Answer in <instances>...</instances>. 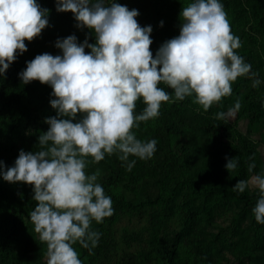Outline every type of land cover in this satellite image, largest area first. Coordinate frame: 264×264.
Instances as JSON below:
<instances>
[{
  "label": "trees",
  "instance_id": "trees-1",
  "mask_svg": "<svg viewBox=\"0 0 264 264\" xmlns=\"http://www.w3.org/2000/svg\"><path fill=\"white\" fill-rule=\"evenodd\" d=\"M38 2L50 10L49 25L33 40L25 38L28 49L6 73H0V161L8 166L20 149L37 150L40 133L50 127L46 117L57 115L50 102L53 87L38 79L24 83L19 76L27 61L46 51L61 54L58 37L75 33L80 42L85 38L96 42L91 29L77 26L71 10H57V0ZM119 2L139 10L142 26H153L150 47L155 55L163 42L179 34L180 14L189 0ZM223 3L232 31L242 41L236 51L263 77L264 0ZM161 86L172 91L163 82ZM232 86L230 96L207 110L193 96L176 100L173 93L170 101L162 102L158 117L133 129L138 138H157L158 150L147 161L132 157L137 163L131 171L116 154L89 164V173L99 170L98 179L112 196L116 211L103 223L93 221L92 227L102 236L92 251L75 243L84 264H264V224L252 211L259 191L233 189L239 179L260 173L264 166L259 148L264 144V93L247 76L238 77ZM237 99L245 103L235 118L215 115L234 107ZM144 107L141 98L136 111ZM243 120L245 130L240 125ZM235 156L240 165L230 173L226 157ZM250 156L256 161L253 172L247 168ZM33 196L31 184L12 183L0 175V264H47V242L30 219L38 203ZM136 216L139 227L128 220Z\"/></svg>",
  "mask_w": 264,
  "mask_h": 264
},
{
  "label": "clouds",
  "instance_id": "clouds-1",
  "mask_svg": "<svg viewBox=\"0 0 264 264\" xmlns=\"http://www.w3.org/2000/svg\"><path fill=\"white\" fill-rule=\"evenodd\" d=\"M56 6L71 10L77 26L91 29L96 42H80L75 33L58 37L61 54L46 51L27 61L19 76L24 83L38 79L53 87L50 102L57 115L46 117L50 127L40 133L37 150L20 149L12 166L0 161V175L33 186L38 203L30 219L47 242V264H84L75 243L92 251L102 236L93 221L103 223L116 211L99 170L89 173V164L116 154L131 171L137 163L132 157L153 158L158 139L138 138L133 129L158 117L162 102L173 93L176 100L193 96L207 110L233 93L238 77L252 78L254 87L264 77L236 51L242 41L232 31L223 0H189L180 14L179 34L163 42L155 55L153 26L138 22L137 8L119 0H57ZM49 11L38 0H0V73L28 49L25 38L42 34ZM141 98L145 107L137 112ZM240 107L236 100L234 107L215 115L228 120ZM226 158L232 173L239 157ZM247 168H256L252 156ZM250 185L259 191L252 211L264 224V172L239 179L233 189L243 193Z\"/></svg>",
  "mask_w": 264,
  "mask_h": 264
},
{
  "label": "rangeland",
  "instance_id": "rangeland-1",
  "mask_svg": "<svg viewBox=\"0 0 264 264\" xmlns=\"http://www.w3.org/2000/svg\"><path fill=\"white\" fill-rule=\"evenodd\" d=\"M263 77H264V73H263ZM260 87H261V93H264V83H262L261 85H260ZM237 100H240V102H241V107L239 108V109H236V111H235V114L233 115V117L235 118L236 117V115H237V113L239 112V110L244 106V101L242 100V99H237ZM246 121L245 120H243V121H241L240 122V125H241V128H242V130H245L246 129ZM259 126V125H258ZM259 137V136H258ZM259 148H260V151H261V159L264 161V144H261L260 146H259ZM261 172H264V166H263V168L261 169ZM254 174H252L250 177H252ZM249 177V178H250ZM250 187V189H252V190H258L254 185H250L249 186ZM127 197L128 198H131V197H133V196H130V195H127ZM233 214H234V212L233 211H231V212H229V214L227 215V223L228 222H231V220H232V217H233ZM226 219V218H225ZM130 222H133L134 224H136V226L135 227H139V223H140V217L139 216H136V217H134V218H132L131 220L130 219H128ZM232 256V255H231ZM230 256V254H227V257L230 259H233L232 257ZM38 264H43L42 262H39Z\"/></svg>",
  "mask_w": 264,
  "mask_h": 264
}]
</instances>
